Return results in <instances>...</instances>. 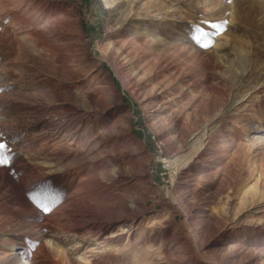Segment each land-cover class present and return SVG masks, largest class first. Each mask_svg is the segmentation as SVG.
Segmentation results:
<instances>
[{"label": "rangeland", "instance_id": "obj_1", "mask_svg": "<svg viewBox=\"0 0 264 264\" xmlns=\"http://www.w3.org/2000/svg\"><path fill=\"white\" fill-rule=\"evenodd\" d=\"M0 143V264H264V0H0Z\"/></svg>", "mask_w": 264, "mask_h": 264}, {"label": "snow or ice", "instance_id": "obj_2", "mask_svg": "<svg viewBox=\"0 0 264 264\" xmlns=\"http://www.w3.org/2000/svg\"><path fill=\"white\" fill-rule=\"evenodd\" d=\"M7 150V145L4 143H0V165H5L9 163V157L6 154Z\"/></svg>", "mask_w": 264, "mask_h": 264}, {"label": "bare ground", "instance_id": "obj_3", "mask_svg": "<svg viewBox=\"0 0 264 264\" xmlns=\"http://www.w3.org/2000/svg\"><path fill=\"white\" fill-rule=\"evenodd\" d=\"M92 226H93V228H94L95 226H98V223H97V224H93ZM91 229H92V228H91ZM92 230H93V229H92Z\"/></svg>", "mask_w": 264, "mask_h": 264}]
</instances>
